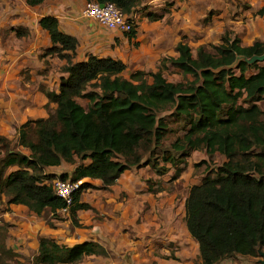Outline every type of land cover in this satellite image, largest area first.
<instances>
[{"label": "trees", "instance_id": "trees-1", "mask_svg": "<svg viewBox=\"0 0 264 264\" xmlns=\"http://www.w3.org/2000/svg\"><path fill=\"white\" fill-rule=\"evenodd\" d=\"M24 1L34 6L43 0ZM86 1L112 3L124 13L136 5V0ZM38 25L51 41L43 55L55 53L64 58L67 64L61 71L66 76L60 77L56 92L41 88L48 101L55 103L53 113L17 129L16 144L29 150L28 155L10 150L0 136L6 148L0 158V194L7 197V205L25 206L36 215L48 208L54 217L65 205L53 191L54 178L99 179L106 187L131 167L149 165L162 173L166 170L159 162H163L174 166V179L190 152H216L223 156L222 162L198 185L190 186L184 201L185 227L197 244L200 264H216L232 254L255 256L257 248H264V120L256 105L264 99V60L247 64L240 59L231 67L237 56L264 54V41L241 46L237 36L224 31L213 53L199 45L194 55L185 42L178 41L177 55L161 63L168 62L192 79L169 82L157 70L148 74L151 82L147 83L140 71L122 77L124 64L110 57L88 55L85 61L72 63L71 55L63 51L73 53L76 39L60 32L53 16L40 17ZM14 31L17 37L27 34L20 27ZM127 34L133 36L134 30ZM77 98L87 100L86 108ZM168 119L180 122L184 130L169 146L176 156L170 149L157 154L169 131ZM74 158L77 163L70 174L43 171L61 162L73 163ZM9 166L17 168L6 174ZM89 187L90 183L82 181L68 207V217L76 227L80 225L75 212L90 208L78 201ZM11 252L0 234V263ZM106 254L97 242L67 246L39 237L31 262L74 264L85 256Z\"/></svg>", "mask_w": 264, "mask_h": 264}, {"label": "crops", "instance_id": "crops-1", "mask_svg": "<svg viewBox=\"0 0 264 264\" xmlns=\"http://www.w3.org/2000/svg\"><path fill=\"white\" fill-rule=\"evenodd\" d=\"M227 1L136 0L133 8L137 10L134 13L136 25L134 35L129 37L118 29L107 28L84 17L81 11L86 0H43L34 6L26 5L24 0H0V136L17 141V129L21 124L44 119L52 114L55 103L48 101L41 88L56 92L60 77L66 76L61 71V67L67 64L64 58L57 57L55 53L43 55L44 50L51 46V41L47 32L38 25L40 17H55L59 31L76 39L73 53L63 51L71 55L72 63L85 61L88 55L110 57L124 64L120 75H128L129 78L137 71L149 74L160 70L161 64L165 63H161V60L174 58L177 55L175 44L178 41L184 42L185 36L190 33L198 32L197 35L201 36L199 41L217 42L225 24L220 19L228 18L229 13L239 11V8H234ZM234 1L247 3V11L243 10L240 16L245 17L244 23L237 30L240 45H249L253 40L264 41V0ZM210 9L213 14L209 13L206 24H193L194 17H201ZM259 10L261 14L258 13ZM148 13L155 17L150 19L147 17ZM18 27L26 29L27 34L17 37L14 29ZM144 78L147 83L151 82L150 75ZM86 104L87 100L84 105H80L86 108ZM16 150L24 155L29 154V150L17 144ZM204 153V150H195L188 156L194 163L195 154L203 159ZM76 163L74 158L73 163L61 162L46 167L43 171L55 175L70 174ZM16 168L9 166L5 173L8 174ZM182 170L171 179L174 169L160 173L149 165L131 167L121 172L114 183L106 187L99 179H80L90 183L92 187L79 194L78 201L88 204L90 208L75 212L81 226H86L78 229V235L82 241H91L93 239L90 236H94L98 238L96 240L100 245L103 244L100 237L106 235L107 238L103 239L104 246L109 247L113 246L115 238V249L120 247V251L124 246L128 248L133 243L137 247L152 250L163 241L185 242L190 235L184 223V201L190 186L199 183L190 184L188 176H184ZM155 182L159 184L154 185ZM2 197L6 203L7 197ZM9 207V211L14 209L13 212H9V215L6 212L5 215L11 219L17 212L19 214L28 211L33 214L39 221L35 224L37 229L43 231L42 237L60 239L67 246L75 244V226L71 223L68 212L57 209L55 214L65 215V221L53 219V228L50 229L45 224L52 214L48 208L36 215L25 206ZM98 213L107 214L105 223L95 218ZM29 228L33 232L37 230L31 226ZM56 230L60 234L53 233ZM178 231L181 232L180 235ZM37 244L38 241L35 244L36 250ZM153 258L156 264L163 262L159 257Z\"/></svg>", "mask_w": 264, "mask_h": 264}, {"label": "rangeland", "instance_id": "rangeland-1", "mask_svg": "<svg viewBox=\"0 0 264 264\" xmlns=\"http://www.w3.org/2000/svg\"><path fill=\"white\" fill-rule=\"evenodd\" d=\"M227 3L231 4V6H233L234 8H239V11H235L234 13H229L228 18L220 19L223 22L225 21V24L222 27L223 30L220 32L217 42L211 41V40L199 41V38H201V36L197 35L198 32H193V33L188 34V36H185L184 42L189 44V47L193 55L195 54V49L199 45L204 46V48L207 51H209L210 53H213L214 52L213 46L219 43L220 35L224 31H228L231 35H235L238 37V33H237L238 27H240L241 24H243L245 20V17L242 18L240 16L242 15L243 10L247 11V7H246L247 3L246 2L241 3V1H234V0H228ZM135 11L137 10L134 9L133 12L135 13ZM209 13H211V15L213 14L212 9H210L209 12H207L206 10L205 14L202 15L201 17L200 16L194 17V19H192L193 24L194 25H200V23L201 25L206 24L207 22L205 21L206 19H208ZM246 19H248V17ZM192 31H196V30H192ZM164 64H161L160 70H161L162 76L167 81L174 82V83L175 82L186 83L187 81H190L192 79V77L189 75H183L178 69L171 66L168 62H165ZM144 76H149V75L148 73H144ZM124 77L128 78V75L127 76L125 75ZM150 80L151 79L149 78V81ZM77 101L80 104L84 105L86 99L77 98ZM256 105L261 111V116H260L261 120H264V99L257 102ZM167 122H168L169 131L167 132L166 136L163 138L161 142V146L159 150H157V154H160V150L170 149L169 147L170 143L173 142L176 137H181L184 132L180 122L176 120L174 121L172 119H168ZM5 141L7 142V147L10 150L18 151L16 150L15 139L14 140L5 139ZM5 150L6 148H4L0 144V158H2V156L4 155ZM171 153L174 154V156L177 155L175 152H173V150H171ZM200 158L201 157L199 154H195V157H193V160L195 161L194 163H192L191 158L189 159V156L184 159V162H185L184 167L186 168V170L184 168L182 172L184 173V176L185 175L188 176L191 182V183L189 182L190 184H193L195 182H197V184L200 183L201 178L204 175L211 173L216 168V166H218L223 160V156L216 152L211 155H206L204 153L203 159H200ZM159 165L165 167L166 171L164 172L174 169V166L171 165L170 163L166 164L163 162H159ZM176 166L181 167V163L177 162ZM46 174H50V173H46ZM53 180H56V178H54ZM160 183L162 184V181H160ZM155 184H159V183L155 182L154 185ZM2 196L3 195H0V234H1V238L4 241L5 247L10 249L12 252L10 256L3 257L2 258L3 262L0 264H32L31 262L32 256L36 253L35 244H36V241H38V238L42 237L43 231L40 229H37V226L35 224L38 220L33 214H31L28 211H26L27 213L19 212V214L17 212V214L12 215L14 217L13 219L5 215L6 212L9 215V212H13L14 209L9 211L10 207L9 205H6L4 201L5 198H3ZM5 216H7L6 217L7 219L4 218ZM95 218L101 223L103 222L105 223L106 222L105 219H107V214L98 213ZM42 219L44 218L42 217ZM53 219H59L60 222H63L65 221V215L64 216L55 215L54 217L50 215L49 219L45 221V224L48 226V228L50 227V229L53 228L52 226ZM77 222H78V219H77ZM78 224L80 225L79 227L75 226V244L82 241V238L77 233V232H80V230L78 229L86 227V226H81L79 222ZM29 226H31L32 229H37V230L33 232V230L31 231ZM29 231L31 234H29ZM56 232L57 230L53 233L60 234ZM178 233H179L178 235H180L181 232L178 231ZM90 238L93 239L91 241L98 242V240H96L98 238L94 236H90ZM106 238H107L106 235L100 237V240L103 243L101 245L105 247V249L107 250L106 256L89 255V256L83 257L80 261L74 264H156L155 259L153 257H157V258L159 257L163 259L162 260L163 262L162 261H161L162 263L160 262L161 264H200V261L198 258L197 244L190 237H187V240H185V242L176 241V243H174L173 241L172 242L163 241L158 246H156L157 248H154L152 250L137 247L136 244L133 243V245H131L128 248L127 246H124L122 251H120V247L115 249V246H114L115 238H113V242H112V245L114 247L111 245H110L111 247L104 246L105 240L103 239H106ZM55 241L56 243L63 244L60 239L55 240ZM67 242L69 243V241H66V243ZM241 256L242 255L234 256V254H232L230 257L224 258L220 260L219 262H217L216 264H252L253 263V258H254L253 256H243V257Z\"/></svg>", "mask_w": 264, "mask_h": 264}, {"label": "built area", "instance_id": "built-area-1", "mask_svg": "<svg viewBox=\"0 0 264 264\" xmlns=\"http://www.w3.org/2000/svg\"><path fill=\"white\" fill-rule=\"evenodd\" d=\"M81 14L86 18H91L107 28L118 29L123 33H128L134 30L136 25V17L134 12L124 13L112 3H97L95 1H87ZM82 180L76 181H61L53 180L51 186L54 193L63 199L64 207H61L62 212H68V207L72 202V195L78 189Z\"/></svg>", "mask_w": 264, "mask_h": 264}, {"label": "water", "instance_id": "water-1", "mask_svg": "<svg viewBox=\"0 0 264 264\" xmlns=\"http://www.w3.org/2000/svg\"><path fill=\"white\" fill-rule=\"evenodd\" d=\"M242 59L245 63L251 64L253 62L257 61H263L264 60V54L262 55H254L248 58L237 56L235 58V61L231 64V67L235 66L236 61ZM234 256H239L238 254H234ZM243 257V256H241ZM253 263L252 264H264V248L259 249L257 248L255 251V256H253Z\"/></svg>", "mask_w": 264, "mask_h": 264}]
</instances>
